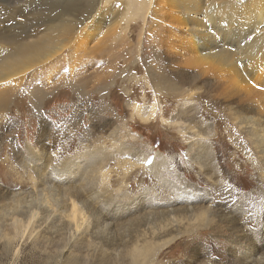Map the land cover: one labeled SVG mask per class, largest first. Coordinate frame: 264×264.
Instances as JSON below:
<instances>
[{"label":"rangeland","instance_id":"rangeland-1","mask_svg":"<svg viewBox=\"0 0 264 264\" xmlns=\"http://www.w3.org/2000/svg\"><path fill=\"white\" fill-rule=\"evenodd\" d=\"M68 2L0 0V37L27 30L23 42L37 39ZM99 6L83 13L68 5L51 22H80L73 43L0 87L8 89L0 94V264H264V146L248 132L264 135V103L255 113V96L242 97L225 78L196 79L176 40L159 39L149 10L145 20L130 12L121 22L117 50L130 52L105 67L87 36ZM130 105L155 116L143 122ZM113 129L118 146L131 147L127 156L155 157V168L123 170L111 160L105 192L73 197L82 224L67 233L72 200L63 190L77 181L57 169L76 153L107 150Z\"/></svg>","mask_w":264,"mask_h":264},{"label":"bare ground","instance_id":"bare-ground-1","mask_svg":"<svg viewBox=\"0 0 264 264\" xmlns=\"http://www.w3.org/2000/svg\"><path fill=\"white\" fill-rule=\"evenodd\" d=\"M75 1L79 2L80 0H69L70 3H66V6L58 8L59 13L67 12L68 5L73 6L70 9L91 13L100 3L97 12H94L97 16H91V30L87 36L90 37L91 42L97 43L96 46L102 53L98 59L103 65L106 63L105 67L115 66V61L118 58L124 57L127 52H130L128 49L131 48H126L123 51L117 50V46L126 39L125 29L119 31L121 22L129 24L132 20V18L130 19L131 14L134 16L137 12L142 13L145 20V12L149 10L151 27L155 33L160 35L159 39L162 38L163 41H169V43L172 42V39L176 40L175 47L179 49L177 53L185 54H182L184 60L181 63L198 69L196 79L210 73L220 84L222 83L220 79L225 78L224 81L228 83L225 84L226 86H231L236 92L237 90L243 91L242 97L254 95L257 100L252 103L253 109H255L252 111L260 113V109L256 108V105L264 103V89L261 90V86L264 87V0H92L85 6L83 4L78 6L77 3H74ZM59 13L49 18L50 23L48 22L46 25L43 34L33 41H22V38L30 33L27 30L9 36L1 35L0 42H4L3 44L7 46L0 51V87H6L3 85L6 82H15L13 80L21 79L34 66L44 67L73 43L80 22L72 19L63 20L61 17L55 22H51L58 17ZM162 30L164 31L162 32ZM130 32L133 35V30ZM173 36L176 39L172 38ZM249 37L251 38L249 39ZM70 69L71 72L74 71L72 66ZM107 70L109 69H104V72L107 73ZM86 80L88 81V79ZM7 90L0 89V94H6ZM182 92V90H178V93ZM130 107L133 111L132 115L137 116L143 122L149 121L155 116V112L151 109L153 106L149 111L137 105H130ZM188 108L187 106L183 109L182 116L190 119L194 117L192 115L194 113L189 114ZM236 118L238 119V116ZM253 130L248 132L256 137L257 144L263 143L264 146V135ZM111 131L106 137L111 141L112 146H108L107 150L96 146L85 156L76 153L75 158L64 161L60 164L62 166L57 169L61 174L73 176L74 181H77L71 188L65 187L66 189L63 190L65 195L72 200L67 220L69 225L71 223L74 226V230L71 231L73 226H69L67 233L74 235V231L82 224L78 221L82 214L81 207H77L73 202L74 198L81 199L79 194L82 191L87 192L94 187L103 192L107 190L109 171L107 165L111 160L116 161L117 165L123 167V170L129 166L133 168L136 163H140L146 169L155 168L157 161L155 157L150 158L152 163L147 165V154L140 155V153L130 152L127 156L128 149L131 150V147L123 149L122 146H118L121 136L119 134L120 138L117 139L118 136L112 135L115 130ZM128 136L133 137L130 133ZM122 157L128 158V162L131 160L130 163L124 161ZM19 201L20 199H15L12 210H15V205ZM67 206L65 205L63 208L66 209ZM26 214L27 212H24V215ZM30 216L32 218V215ZM82 218L84 219V217ZM15 220L12 222L13 225L20 222ZM80 220L82 221V219Z\"/></svg>","mask_w":264,"mask_h":264},{"label":"snow or ice","instance_id":"snow-or-ice-1","mask_svg":"<svg viewBox=\"0 0 264 264\" xmlns=\"http://www.w3.org/2000/svg\"><path fill=\"white\" fill-rule=\"evenodd\" d=\"M250 38H251V37H249V39H250ZM0 39H2V37H0ZM67 70H68L67 68L64 69V71H67ZM53 147H54V145H53ZM26 148L30 150L31 148H34V145L31 144V142H28V143L26 144ZM52 155L55 156V153H52ZM146 162L149 163V164H151V163H152V160L149 159V158H146ZM227 187H228V188H231V185H228ZM194 264H195V262H194Z\"/></svg>","mask_w":264,"mask_h":264}]
</instances>
